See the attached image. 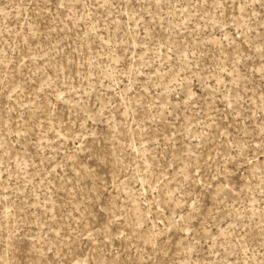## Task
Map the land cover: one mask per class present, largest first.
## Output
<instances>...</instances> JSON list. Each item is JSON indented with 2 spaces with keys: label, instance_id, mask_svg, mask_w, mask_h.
<instances>
[{
  "label": "rangeland",
  "instance_id": "rangeland-1",
  "mask_svg": "<svg viewBox=\"0 0 264 264\" xmlns=\"http://www.w3.org/2000/svg\"><path fill=\"white\" fill-rule=\"evenodd\" d=\"M0 264H264V0H0Z\"/></svg>",
  "mask_w": 264,
  "mask_h": 264
}]
</instances>
